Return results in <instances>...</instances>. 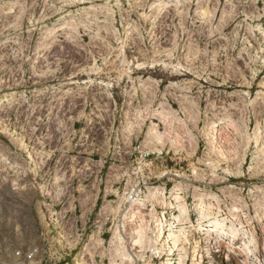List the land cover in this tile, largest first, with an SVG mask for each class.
Here are the masks:
<instances>
[{"label": "rangeland", "instance_id": "rangeland-1", "mask_svg": "<svg viewBox=\"0 0 264 264\" xmlns=\"http://www.w3.org/2000/svg\"><path fill=\"white\" fill-rule=\"evenodd\" d=\"M0 262L264 264V0H0Z\"/></svg>", "mask_w": 264, "mask_h": 264}, {"label": "bare ground", "instance_id": "bare-ground-1", "mask_svg": "<svg viewBox=\"0 0 264 264\" xmlns=\"http://www.w3.org/2000/svg\"><path fill=\"white\" fill-rule=\"evenodd\" d=\"M223 126V127H225V128H235V126H234V124H232L231 122H229V121H225V120H223V119H217V120H214V121H212V122H210L209 123V125H208V131L211 133V134H213V136H214V134H216L217 132H218V129H219V127L220 126ZM159 137V136H158ZM172 195L173 196H175V195H180V194H175V192H173L172 193ZM138 203V202H137ZM200 203V205L198 206V210H200V213H197V214H201V216H204V217H206L205 216V211L207 210V209H212V204L211 203H209V202H205V201H201V202H199ZM170 210H173L175 207L173 206V205H170ZM188 211V210H187ZM182 212V214L185 212V210H184V212H183V210L181 211ZM179 219H180V217H174L172 220H174V221H179ZM206 219V218H205ZM161 224L163 223V220H158ZM209 222H211V221H209ZM217 224L215 225L216 227H225L226 226V223H225V221H218V222H216ZM201 224V223H200ZM214 226V227H215ZM172 228V227H171ZM168 231H170V230H168ZM162 234H163V236H166V234H167V231H165L164 229H163V232H162ZM206 236H210V235H212V231L211 230H209L208 232H207V234H205ZM169 238H170V240H173L174 241V245L176 246L177 245V239L176 238H178V237H176V236H174L173 234H170L169 235ZM197 253L195 254V256H194V259H193V261H198V255H199V253L201 252V251H198V248H196V250H195ZM169 256H172V254H170ZM237 258H235V259H231L232 261H235ZM169 264H173L172 262H170Z\"/></svg>", "mask_w": 264, "mask_h": 264}, {"label": "built area", "instance_id": "built-area-1", "mask_svg": "<svg viewBox=\"0 0 264 264\" xmlns=\"http://www.w3.org/2000/svg\"><path fill=\"white\" fill-rule=\"evenodd\" d=\"M33 256H34V253L29 254V255H28V259H32ZM0 264H6V263H4V262H0Z\"/></svg>", "mask_w": 264, "mask_h": 264}]
</instances>
